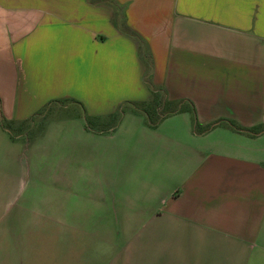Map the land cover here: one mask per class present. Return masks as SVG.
Listing matches in <instances>:
<instances>
[{"label":"crops","instance_id":"1","mask_svg":"<svg viewBox=\"0 0 264 264\" xmlns=\"http://www.w3.org/2000/svg\"><path fill=\"white\" fill-rule=\"evenodd\" d=\"M148 72L202 128L143 121L134 184L84 191L95 209L42 185L41 140L81 117L43 113L101 120L151 99ZM1 118L0 264H264V131L226 123L264 125V0H0Z\"/></svg>","mask_w":264,"mask_h":264},{"label":"rangeland","instance_id":"2","mask_svg":"<svg viewBox=\"0 0 264 264\" xmlns=\"http://www.w3.org/2000/svg\"><path fill=\"white\" fill-rule=\"evenodd\" d=\"M147 75L150 73L148 72ZM118 109L117 112H119ZM85 111L84 107L79 104L71 103L67 108L54 109L48 114L43 113L47 115L48 120L67 119L76 115H81V117L79 119L74 117L76 122L69 127L52 128V133L57 134L56 140H41V160L38 162V167L42 174V185L48 184V178L51 181L56 180V175L59 176L61 172L67 175L68 184L73 187L71 201L74 206L87 207L91 210L96 206L84 203L82 199L85 195L84 191L99 187V185L108 187V185L129 186L134 184L135 177L131 170L137 169L138 161L132 147L135 146L134 140L143 126V118L128 109L124 110L125 114L121 119V115L119 117L115 115V117L105 116L101 120L100 114L99 116L86 115ZM29 119L27 124L30 125L35 119ZM174 120L177 121V119ZM178 120L180 122L182 119L178 117ZM77 122L83 124L84 129L89 130V133H94V137L80 138ZM35 123L34 131L37 132L41 130V124L37 120ZM88 126L94 127L91 128L92 131ZM162 126L167 127L161 125L160 128ZM200 128L202 126L198 124V129ZM48 195L42 193V200L48 199ZM80 203L84 204L80 205Z\"/></svg>","mask_w":264,"mask_h":264},{"label":"trees","instance_id":"3","mask_svg":"<svg viewBox=\"0 0 264 264\" xmlns=\"http://www.w3.org/2000/svg\"><path fill=\"white\" fill-rule=\"evenodd\" d=\"M149 68V65H147ZM149 70V69H148ZM149 75L146 73V83L151 91V99L148 101H125L119 107V112L113 113L111 116L122 115L124 110L130 109L132 112L140 115L143 121L148 127L154 128L157 124L167 116L188 111L191 115L192 128L194 131H198V124L196 122L195 109L192 103L188 100L170 101L165 96L161 88H152L149 84ZM118 113V114H117ZM3 126H8L7 122L3 118L0 119ZM227 125L238 132L245 133L253 136L264 131V125L255 126L252 128H242L232 121H226ZM211 126H208L210 128ZM207 129V128H205Z\"/></svg>","mask_w":264,"mask_h":264}]
</instances>
